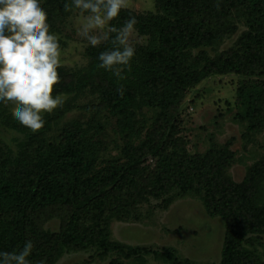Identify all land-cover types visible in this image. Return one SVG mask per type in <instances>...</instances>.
I'll return each mask as SVG.
<instances>
[{
    "label": "trees",
    "instance_id": "1",
    "mask_svg": "<svg viewBox=\"0 0 264 264\" xmlns=\"http://www.w3.org/2000/svg\"><path fill=\"white\" fill-rule=\"evenodd\" d=\"M41 3L53 34L78 12L65 9L70 0ZM154 3L155 13L122 9L110 21L111 27L120 28L134 16V30L148 38L146 46L135 49L123 80L97 68L99 54L112 47L109 38L86 49L89 64L84 69L72 72L58 67L60 79L53 95L73 98L45 113L40 130L31 131L0 109V125L27 138L15 158L0 143V251H18L30 240L34 245L30 264H57L66 254L81 251L103 258L115 254L131 264H147L151 255H163L170 264H194L168 250L162 254L123 245L112 239L111 230L114 221H140V210L152 201L166 211L177 200L193 198L209 216L225 224L220 264H263L264 156L236 182L230 173L235 159L231 142L213 146L205 156L190 155L170 135L139 147L127 145L104 160L102 145L94 136L102 127L92 122L87 128L77 123L66 127L54 144L33 146L40 136L59 127L89 89L99 96L103 109L119 119L121 133L134 136L145 109H158L168 117L186 91L210 76L230 74L244 83L239 90L245 108L241 121L248 123V132L243 137L247 140L250 133L264 131V0ZM234 14L241 15L248 28L240 48L215 52L233 31ZM121 86L122 96L117 93ZM54 218L60 220L58 232L45 229Z\"/></svg>",
    "mask_w": 264,
    "mask_h": 264
},
{
    "label": "rangeland",
    "instance_id": "2",
    "mask_svg": "<svg viewBox=\"0 0 264 264\" xmlns=\"http://www.w3.org/2000/svg\"><path fill=\"white\" fill-rule=\"evenodd\" d=\"M124 9L144 14L155 13L154 0H126ZM81 14L75 12L55 34L60 46V67L76 72L89 64L86 49L91 46L78 31ZM233 31L226 35L222 44L214 51L227 52L240 48L243 35L248 31L245 19L234 14L230 19ZM106 31V30H105ZM101 43L105 42L103 32L95 33ZM100 43V44H101ZM129 43L137 49L146 46L148 38L133 30ZM211 56L215 52L207 50ZM244 83L235 75L210 76L199 85L186 91L184 98L171 110L167 117L158 109H145L139 118L138 132L134 136L121 133L119 119L113 118L103 109L102 102L93 90L86 91L74 103V109L65 115L59 127L50 134H43L34 148L59 141L66 127L80 124L87 128L95 122L102 127L95 140L102 145L103 158L110 159L127 145L139 147L148 140H159L170 135L179 140L190 155L205 156L213 146L231 142L235 152L230 173L236 182H241L248 167L264 156V131L248 132V123L241 121L245 108L241 104L239 90ZM62 101L73 96L61 95ZM0 109L13 114V106L0 104ZM27 140L24 134L0 125V143L8 146L15 158L19 144ZM42 142V144L40 143ZM105 149V151H104ZM158 201L142 207L140 221L118 222L111 225L112 239L123 245L146 248L164 254L168 250L179 260L194 264H220L225 240V224L221 218L208 215L196 199L177 200L168 210H161ZM50 232H58L60 220L54 218L45 225ZM264 254V249L261 250ZM131 264L115 254L100 257L89 251L66 254L57 264H109L110 262ZM147 264H170L163 255L147 257ZM264 264V256H263Z\"/></svg>",
    "mask_w": 264,
    "mask_h": 264
},
{
    "label": "clouds",
    "instance_id": "3",
    "mask_svg": "<svg viewBox=\"0 0 264 264\" xmlns=\"http://www.w3.org/2000/svg\"><path fill=\"white\" fill-rule=\"evenodd\" d=\"M126 6V0H70L64 5L81 14L78 31L89 45L101 43L96 32L110 38L112 47L99 54L97 68L110 72L117 81L125 78L124 69L135 56L129 37L136 18L130 16L120 28L110 26ZM109 33L115 35L109 37ZM60 55L41 0H0V104L12 105L15 120L33 132L44 126V114L63 102L60 94L53 95L60 79ZM117 93L124 94L122 86ZM33 247L29 240L18 251H0V264H30Z\"/></svg>",
    "mask_w": 264,
    "mask_h": 264
}]
</instances>
